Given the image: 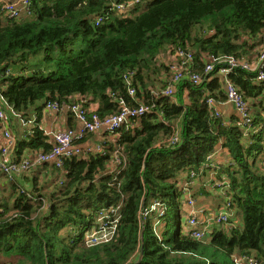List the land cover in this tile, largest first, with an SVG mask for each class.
<instances>
[{"label":"trees","instance_id":"16d2710c","mask_svg":"<svg viewBox=\"0 0 264 264\" xmlns=\"http://www.w3.org/2000/svg\"><path fill=\"white\" fill-rule=\"evenodd\" d=\"M28 1V12L19 19L0 2V92L17 112L30 118L39 116L47 101H82L99 103L96 111L105 117L120 109V98L153 109L133 118L134 127L123 126L117 145L112 142L105 153L68 158L61 168L51 165L64 179L45 196L44 207L34 199L41 186L22 184L33 170L11 180L4 176L13 202L5 201L0 212V264H237L240 256L252 255L264 264V84L240 68L228 74L251 100L252 127L245 134L236 122L213 114L207 98L224 102L225 85L218 68L204 73L211 56L244 60L258 53L264 0H139L129 15L112 4L132 0ZM173 48L192 50L190 70L206 79L200 88L181 83L178 102L176 95L155 94L168 84L161 77L170 71L160 57ZM185 88L188 101L182 100ZM178 121L182 143L172 148L166 140ZM25 135L17 155L50 149L44 129ZM219 146L231 161L206 184L226 176L228 184L215 187L228 188L242 224L213 226L205 239H197L181 229L182 203L185 196L193 198L191 189L205 193L208 185L198 187L195 179L207 176L208 157ZM117 147L125 158L121 167L114 163ZM113 174L118 177L111 184ZM156 201L163 212L152 210ZM91 228L113 234L88 242Z\"/></svg>","mask_w":264,"mask_h":264},{"label":"built area","instance_id":"2783aa9c","mask_svg":"<svg viewBox=\"0 0 264 264\" xmlns=\"http://www.w3.org/2000/svg\"><path fill=\"white\" fill-rule=\"evenodd\" d=\"M1 2V0H0ZM139 2V0H132L129 2H114L112 9H117L119 13L124 15H129L132 6ZM28 0H22L20 7H16L13 4L5 3L3 5L4 10L11 18L19 19L23 12H28ZM102 17H99L96 21L98 25ZM171 56L175 64H171L172 74L169 78V83L161 90H156L155 94L161 93L164 96L171 97L177 92V86L183 83L184 79L194 88H200L205 82L201 73L190 70L193 62V52L191 50H186L183 48H173V51L168 54L166 58ZM218 68L217 72L225 80V97L226 102L232 103L238 113L240 120L237 121V125L242 127L245 134H247L252 127V117L250 116V103L247 98H244L243 94L240 92L236 84L230 80L228 74L236 69L240 68L242 70H247L249 72H254L256 74L257 82L264 84V44L262 49L259 51L258 55L254 59H238L232 56L226 57H215L211 56L210 61H208L204 73L208 74ZM127 78L128 85L130 86L128 94L130 97L134 98L136 90L131 87L130 79ZM120 109L112 115L101 117L96 110L90 109L82 101H75L73 104H65L64 102L58 103L57 101H47L44 106V110L48 112L59 113L63 109H68L76 121L80 123L79 129L68 128L61 130H53L50 132L44 131L45 134L49 136L51 147L48 151H37L33 154H25L24 156H19L15 152V146L17 144L16 136L9 129L5 121L8 119L9 114L21 119L23 126L25 125L28 129L27 133L31 134L36 126L35 117L30 116L26 118L18 113L11 104L8 103L6 98L0 92V123H2V142L0 144V174L6 176L10 180L16 176L26 175L27 172L34 170L37 167L43 166L44 164H51L57 168H61L64 162L68 158H88L90 154L105 153L104 145L99 142L94 147H82L76 143L82 140L87 135L97 134L102 132L103 138L111 137L114 142H117V137L120 134V129L124 126L125 128L134 127L132 124V119L135 117L139 118L145 113L152 112L153 106H149L145 103H140L139 105L132 107L129 106L123 99H119ZM207 105H209L211 111L215 116H222L219 109L218 101L213 96H208ZM161 115V113H160ZM35 116V115H34ZM5 126V128H4ZM31 128V129H29ZM172 134L170 138L166 140V144L170 145L172 148L179 146L182 143L181 131L178 126H172ZM104 132V133H103ZM108 135V136H106ZM78 144V145H77ZM120 148L117 147L115 151V164L123 166L125 158L121 156ZM213 158L211 155L208 157V162L205 165L209 168L212 164ZM193 173V172H192ZM194 174V173H193ZM222 184H228L227 180L222 182L216 181L212 185L220 186ZM228 188L221 189L225 192L223 201L220 203L219 211L216 213L211 212L206 219L199 217V212L195 208V200L192 198L185 199L182 203V209L185 210L186 215V228L188 232L197 239H205L213 230V226H221L222 228L235 227L231 223L230 216L234 214V209H231L232 198L228 191ZM227 195V198H225ZM31 198L33 196L29 195ZM34 199H36L34 197ZM47 202H45L44 206ZM152 210L158 208L160 212L162 211V206L160 202L156 201L153 203ZM113 212L117 215V209ZM18 216L17 213L13 214ZM116 227V222L113 224L112 228ZM103 230V229H102ZM105 232H107L105 234ZM113 233H109L104 230V238L108 239ZM94 238H89L87 235V241H92ZM102 240V239H101ZM241 258L236 259L237 264H259L255 257L240 256Z\"/></svg>","mask_w":264,"mask_h":264},{"label":"crops","instance_id":"0c3cea01","mask_svg":"<svg viewBox=\"0 0 264 264\" xmlns=\"http://www.w3.org/2000/svg\"><path fill=\"white\" fill-rule=\"evenodd\" d=\"M260 48H261V46L258 47V51ZM256 55L257 54L254 53L253 55H251L249 57H250V59H254ZM167 56H168V54L163 53L161 55L160 59H161V63H165L170 68V71H169L168 75L163 74L161 78L166 83H169L168 81H169V78H170V76L172 74V70H173L170 66H171V64H175V63L172 60L171 56L169 58H166ZM217 77L225 85V83H226L225 80H222V77L220 75ZM184 81H188V80L184 79L183 82ZM181 85L182 84L180 83L176 88L177 93L175 94L176 96L174 97L175 98L174 100L176 102L180 101V100H178V96H180L179 88L181 87ZM188 95H189L188 90L186 88L183 89V92H182L183 97L181 96L183 98L182 100L188 101L187 100ZM98 106H99V103H97V102L91 103L89 105V108L93 109V110H97ZM219 109H220L222 117L225 119V121L228 120L229 123H231V122L237 123V121L240 120L239 113H238L236 107L232 103H230L228 101L226 102V100H225L224 102L219 104ZM31 116H33L32 118L35 117L36 126L39 127L40 129H44V131H47V132H50L53 130L68 129V128L79 129V126H80V123L78 121H76L75 119H73L74 117L71 118V116L68 113V110L66 108L61 110V112H59V113L48 112V111L44 110V108H42V111H41L39 116H38V114H35V113H33ZM5 123H7L9 129L12 131L14 136H16V141H21L24 139L25 133H27L26 131H28V129L25 125L23 126L21 119H19L16 116H13V115L10 116V114H9V117L5 121ZM180 124H181L180 121H178V124H177V126L179 125L178 128H180ZM1 128H2V123H0V144H1L2 138H3ZM4 128H5V126H4ZM29 129H31V128H29ZM101 134H102V132H98L97 134L86 136L85 138H83V140L77 141V143L81 144L82 147L87 148V147H94L97 143L99 144V142H101L104 145V147L109 146L110 144H112V142H114L115 139H113L111 137L103 138L102 136H104V135H101ZM106 136H108V135H106ZM116 144H117V142L115 143V145ZM32 151L33 150L29 148V149L23 150V152L21 154H22V156H24L25 154H30V153L33 154L36 152V151H33V153H32ZM211 157L213 159H215V161L218 165H226V164H228V162L231 161L230 155L227 154V150L224 149L222 146H219L218 148H216L211 153ZM202 170H204V169L201 168V171ZM51 173H52L51 164H44L43 166L35 168L33 170L32 176H30L29 179H27V180L25 179L22 182V184L24 186L31 187L30 186L31 182L38 183L39 184L38 186H41L44 184V182H47L49 185H51V188H52L53 184L57 185L58 182L63 181L64 177H62V174H61L60 180L56 181L55 180L56 177H52ZM204 173H206L207 176L203 175L201 177H197L198 179L196 178L197 179L196 182H197L198 187H199V184L209 186V183L208 184H206V183L211 181V178L215 174H217L215 170H210V171L205 170ZM8 182L9 181L8 180L6 181V178H4V176L2 174H0V192L2 193L0 195V212H2L4 210L2 205L4 204L5 201L7 202V205L12 204V202H13V197H11V188H10V185ZM7 183L9 186L8 190H10L8 194H6V192H8V190H6ZM44 190H45V187L41 188L40 192L42 194H36L37 196H40V197H36V198H38V200L42 199V197L45 198V196H48L47 194H49L52 191V189H51V191L49 193H44ZM203 191H205V193L206 192L209 193L208 188H206V187ZM201 194L205 196V194H203L202 192H201ZM233 215L235 216V211H234Z\"/></svg>","mask_w":264,"mask_h":264},{"label":"rangeland","instance_id":"374dc122","mask_svg":"<svg viewBox=\"0 0 264 264\" xmlns=\"http://www.w3.org/2000/svg\"><path fill=\"white\" fill-rule=\"evenodd\" d=\"M21 1L22 0H4V2L5 3H10V4H13V5H15L16 7L17 6H19L20 7V5H21ZM18 7V8H19ZM22 14H25V12H23ZM22 16V15H21ZM165 53V52H164ZM16 71V69H12L11 70V72H15ZM177 93V92H176ZM218 166H224V165H218L217 163H216V161H215V159H213V161H212V164H211V169H209V168H207V171H210V170H215L216 172H218V170H219V167ZM216 167V168H215ZM51 175H52V177H56V181H59L60 180V178H61V175L59 174V173H56L55 171H52V173H51ZM223 179H225V180H227V178H226V176L223 174ZM54 180V181H55ZM197 180V179H196ZM217 181H219V182H222V181H220V180H217ZM53 186H54V184H53ZM53 186H52V188H53ZM8 183H7V188H6V190H8ZM45 187V190H44V193H49L50 191H51V185H49L47 182H44V184L43 185H41V188H44ZM37 188H39V187H37ZM217 189V190H216ZM216 189L214 188V185H212V186H208V191H210L211 193H203V194H205V196L204 195H202L201 194V192L200 191H198L197 190V188H194L192 191H193V198L192 199H194L195 200V208H196V210H198V212H199V217H201V218H203V219H206L207 217H208V215L209 214H211V212H213V213H216V212H218L219 210V207H220V202L221 201H223V198H224V196H225V192L224 191H221V189L220 188H218V187H216ZM9 191L10 190H8V192H6V194H8L9 193ZM30 191H32V190H30ZM41 191V190H40ZM220 191V192H219ZM36 193H38V192H36ZM2 193L0 192V195H1ZM39 194H41V193H39ZM194 196H196V198L194 197ZM229 196V195H228ZM225 198H227V195H226V197ZM184 199H185V197H184ZM217 204V205H216ZM11 205V204H10ZM233 208V206H231V209ZM13 212V214H15V211H12ZM174 217V214H173V216H172V218ZM175 219V218H174ZM173 219V220H174ZM101 220H102V217L99 219V223L101 222ZM230 220H231V223L233 224V226H235V227H239L241 224H242V222H241V220H239V218L238 217H236V216H234V215H232L231 214V216H230ZM181 222H182V227H181V229L183 230V232H185L186 231V224H184L185 222H186V213H184L183 212V214H182V217H181ZM158 224H159V221L157 220L156 221V225H157V227H156V229L158 228ZM216 226V225H215ZM100 227V226H99ZM219 227H221V226H219ZM87 231V234H88V237L89 238H94L93 239V242H96V241H100L101 239L102 240H104L105 238H104V230H102V229H100V230H97V228H91V229H89V230H86ZM107 232H105V234H106ZM111 233H113V231L111 232ZM88 242H90V241H88ZM3 259H6V261L7 260H9V258L8 257H6V258H4L3 257ZM2 259V260H3ZM137 263V262H136Z\"/></svg>","mask_w":264,"mask_h":264},{"label":"clouds","instance_id":"9594fccd","mask_svg":"<svg viewBox=\"0 0 264 264\" xmlns=\"http://www.w3.org/2000/svg\"><path fill=\"white\" fill-rule=\"evenodd\" d=\"M114 3V2H113ZM113 5V4H112ZM26 13V12H25ZM17 19V18H16ZM263 44H264V40H263ZM262 44V45H263ZM262 49V46H261V48L259 49V51ZM192 51V50H191ZM259 51H258V53H259ZM193 52V51H192ZM258 53H257V55H258ZM169 54V53H168ZM194 54V53H193ZM256 55V56H257ZM255 56V57H256ZM44 108V107H43ZM19 113V112H18ZM22 116H23V114L22 113H20ZM71 114V113H70ZM23 118H24V116H23ZM75 119V118H74ZM27 132V131H26ZM26 134H28V133H26ZM88 136V135H87ZM83 140V139H82ZM18 142V141H17ZM77 143V142H76ZM17 145V144H16ZM80 145V144H79ZM16 147V146H15ZM3 175V174H2ZM4 176V175H3ZM117 177H118V175L117 174H114V176H113V179H112V182H111V184H113L114 183V181L117 179ZM38 198H36V200H37ZM41 201H43V207H44V204H45V202H47V199L45 198L44 199V197H42V199H40ZM47 204V203H46ZM182 211L185 213V210H183L182 209ZM183 212H182V214H183ZM87 233H86V240H87ZM253 256V255H252ZM254 257V256H253Z\"/></svg>","mask_w":264,"mask_h":264},{"label":"bare ground","instance_id":"6f19581e","mask_svg":"<svg viewBox=\"0 0 264 264\" xmlns=\"http://www.w3.org/2000/svg\"><path fill=\"white\" fill-rule=\"evenodd\" d=\"M17 7H19V6H17ZM5 11V10H4ZM28 14V13H27ZM22 15H25V14H22ZM21 18V17H20ZM194 58V57H193ZM115 97V96H114ZM210 110V109H209ZM11 116V115H10ZM256 131V130H255ZM257 132V131H256ZM31 135V134H30ZM102 135V134H101ZM26 136V135H25ZM103 137V136H102ZM117 145V144H116ZM119 145V144H118ZM105 149V148H104ZM32 153H33V151H32ZM115 160V159H114ZM113 160V161H114ZM211 166V165H210ZM219 167V166H218ZM216 168V167H215ZM116 171V170H115ZM114 175V174H113ZM202 176V175H201ZM191 178V177H190ZM193 178V177H192ZM198 179V178H197ZM216 179V178H215ZM196 180V179H195ZM188 181V180H187ZM187 181H185V182H187ZM217 181V180H216ZM189 182H190V180H189ZM184 183V182H183ZM230 183V182H229ZM195 184V183H194ZM186 185V184H185ZM184 185V186H185ZM221 186V185H220ZM231 186V185H230ZM219 187V186H218ZM181 188V187H180ZM217 190V189H216ZM181 191V190H180ZM190 191V190H189ZM191 191H192V189H191ZM182 192V191H181ZM187 192V191H186ZM193 192V191H192ZM220 192V191H219ZM183 193V192H182ZM186 195H188V194H186ZM195 198H196V196H194ZM182 200V199H181ZM114 209V208H113ZM96 222H98V221H96ZM99 224V223H98ZM97 224V225H98ZM104 224H106V223H104ZM186 226V225H185ZM93 227H94V224H93ZM101 228V227H100ZM106 240V239H105ZM89 244V243H88Z\"/></svg>","mask_w":264,"mask_h":264},{"label":"water","instance_id":"95a60500","mask_svg":"<svg viewBox=\"0 0 264 264\" xmlns=\"http://www.w3.org/2000/svg\"><path fill=\"white\" fill-rule=\"evenodd\" d=\"M143 230H144V228H142ZM144 233V232H143ZM141 242H142V244H141V254H140V257H139V260H138V263H139V261L142 259V256H143V248H142V246H143V242H144V236H143V234H142V236H141Z\"/></svg>","mask_w":264,"mask_h":264}]
</instances>
